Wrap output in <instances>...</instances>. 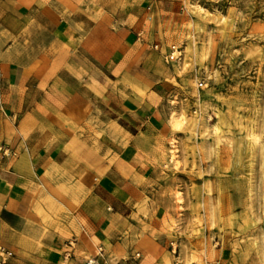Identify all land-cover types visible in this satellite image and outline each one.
Masks as SVG:
<instances>
[{
	"label": "crops",
	"instance_id": "1",
	"mask_svg": "<svg viewBox=\"0 0 264 264\" xmlns=\"http://www.w3.org/2000/svg\"><path fill=\"white\" fill-rule=\"evenodd\" d=\"M185 13L183 0H0L9 264L171 260L156 200Z\"/></svg>",
	"mask_w": 264,
	"mask_h": 264
},
{
	"label": "rangeland",
	"instance_id": "2",
	"mask_svg": "<svg viewBox=\"0 0 264 264\" xmlns=\"http://www.w3.org/2000/svg\"><path fill=\"white\" fill-rule=\"evenodd\" d=\"M183 5L185 31L169 44L181 48L169 59L181 78L174 134L156 200L167 264H264V0Z\"/></svg>",
	"mask_w": 264,
	"mask_h": 264
},
{
	"label": "built area",
	"instance_id": "3",
	"mask_svg": "<svg viewBox=\"0 0 264 264\" xmlns=\"http://www.w3.org/2000/svg\"><path fill=\"white\" fill-rule=\"evenodd\" d=\"M176 51L181 52V48L176 44H172L170 47V52L167 54V58L168 59L177 58L180 54L178 56H175ZM17 154L18 152L15 148L10 146L9 144H6L3 141H0V161L6 158L16 157ZM12 257H13V251L9 247L0 244V264H9L10 259ZM89 264H98V262L89 260Z\"/></svg>",
	"mask_w": 264,
	"mask_h": 264
},
{
	"label": "bare ground",
	"instance_id": "4",
	"mask_svg": "<svg viewBox=\"0 0 264 264\" xmlns=\"http://www.w3.org/2000/svg\"><path fill=\"white\" fill-rule=\"evenodd\" d=\"M207 44H206V48L205 49H207V47H208V44H209V39H208V42H206ZM208 257H210L211 259H214L215 258V250L213 249V247H209V251H208Z\"/></svg>",
	"mask_w": 264,
	"mask_h": 264
}]
</instances>
